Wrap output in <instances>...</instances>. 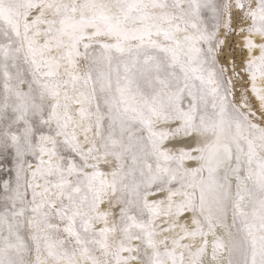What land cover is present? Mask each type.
Masks as SVG:
<instances>
[{"label": "snow or ice", "instance_id": "6c2138e0", "mask_svg": "<svg viewBox=\"0 0 264 264\" xmlns=\"http://www.w3.org/2000/svg\"><path fill=\"white\" fill-rule=\"evenodd\" d=\"M0 264H264V0H0Z\"/></svg>", "mask_w": 264, "mask_h": 264}]
</instances>
